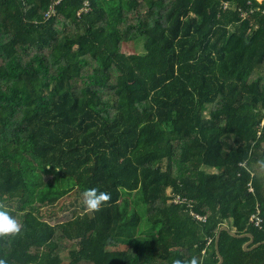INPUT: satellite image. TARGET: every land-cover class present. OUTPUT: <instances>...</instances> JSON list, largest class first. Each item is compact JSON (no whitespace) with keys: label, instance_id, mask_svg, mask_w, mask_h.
<instances>
[{"label":"trees","instance_id":"1","mask_svg":"<svg viewBox=\"0 0 264 264\" xmlns=\"http://www.w3.org/2000/svg\"><path fill=\"white\" fill-rule=\"evenodd\" d=\"M0 203L6 264H264V1L0 0Z\"/></svg>","mask_w":264,"mask_h":264},{"label":"clouds","instance_id":"2","mask_svg":"<svg viewBox=\"0 0 264 264\" xmlns=\"http://www.w3.org/2000/svg\"><path fill=\"white\" fill-rule=\"evenodd\" d=\"M264 1V0H263ZM85 209L90 213L101 210V206L111 200L110 193L99 191L97 188H90L82 193ZM21 221L10 214L4 203H0V241H9L19 236L23 229ZM0 264H6L5 259H0ZM172 264H202L196 257L187 259H175Z\"/></svg>","mask_w":264,"mask_h":264},{"label":"water","instance_id":"3","mask_svg":"<svg viewBox=\"0 0 264 264\" xmlns=\"http://www.w3.org/2000/svg\"><path fill=\"white\" fill-rule=\"evenodd\" d=\"M220 231H227V228H226V227H221V228L219 229L217 235L215 236V240H214V249H215V252H216V255H217V258H218V262H217L216 264H221L222 261H223V260H222V257L219 255L218 250H217V242H218V237H219V233H220ZM229 234H230L231 236H233V237H238V238H240V237H247V238H249V241L243 245V250H244V251L251 250V249H255V248H257L258 246H260L261 244H264V242H262V243H258V244L252 245L249 249H247V247H248V246L252 243V241H253V238H252L251 235L236 236L235 234H233V233H231V232H229Z\"/></svg>","mask_w":264,"mask_h":264},{"label":"rangeland","instance_id":"4","mask_svg":"<svg viewBox=\"0 0 264 264\" xmlns=\"http://www.w3.org/2000/svg\"><path fill=\"white\" fill-rule=\"evenodd\" d=\"M259 2L262 1V0H258ZM136 51L137 54L141 53V49L140 47H137L136 49H134L132 46H129L128 47V51L127 52H133V51ZM71 199L68 198L67 200H65L64 202H67V201H70ZM78 202L82 204V206H84V203H83V196L81 197H78ZM84 209H85V206H84ZM70 212H60L56 215V218L55 220H49V222L53 223L55 221H64L66 218H68L70 215H69Z\"/></svg>","mask_w":264,"mask_h":264},{"label":"built area","instance_id":"5","mask_svg":"<svg viewBox=\"0 0 264 264\" xmlns=\"http://www.w3.org/2000/svg\"><path fill=\"white\" fill-rule=\"evenodd\" d=\"M87 11V4L84 3L82 9L79 11V13H85ZM197 220H199L200 218L195 217ZM249 223L252 224L254 227L259 228L262 224V220L259 217V213L255 212L254 214H252L249 218Z\"/></svg>","mask_w":264,"mask_h":264},{"label":"crops","instance_id":"6","mask_svg":"<svg viewBox=\"0 0 264 264\" xmlns=\"http://www.w3.org/2000/svg\"><path fill=\"white\" fill-rule=\"evenodd\" d=\"M263 1V0H262ZM258 174L261 175L262 174V169L260 168L259 170H257Z\"/></svg>","mask_w":264,"mask_h":264}]
</instances>
